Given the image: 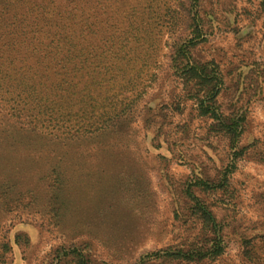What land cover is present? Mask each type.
<instances>
[{
  "label": "rangeland",
  "instance_id": "374dc122",
  "mask_svg": "<svg viewBox=\"0 0 264 264\" xmlns=\"http://www.w3.org/2000/svg\"><path fill=\"white\" fill-rule=\"evenodd\" d=\"M25 1L21 6L39 2L50 32L67 31L69 24L58 22L66 17L63 9L56 8L67 0ZM259 1H107L97 34L118 35L130 21L129 37L121 36L126 56L110 73L116 85L129 82L130 90L111 88L128 99L121 106L115 102L118 116L92 132L66 133L57 125L77 118L68 111L108 107L102 101L105 87L98 85L94 93L100 100L82 103L86 92L53 88L51 70L32 76L27 68L22 73L23 68L13 70L0 61V264H75L76 258L64 255L69 249L80 250L90 264H178L163 258L166 249L206 244L197 236L188 186L198 177L214 181L227 167L225 190H190L205 202L227 245L221 259L204 264H250L241 259L240 239L251 236L255 264H264V10ZM196 13L203 16L205 41L198 42L194 55L214 61L222 81L211 97L218 115L243 116L244 130L234 145L243 154L234 161L227 156V139L208 129L215 124L212 118L194 115L202 92L186 97L180 77L171 75V45Z\"/></svg>",
  "mask_w": 264,
  "mask_h": 264
},
{
  "label": "trees",
  "instance_id": "16d2710c",
  "mask_svg": "<svg viewBox=\"0 0 264 264\" xmlns=\"http://www.w3.org/2000/svg\"><path fill=\"white\" fill-rule=\"evenodd\" d=\"M16 1L0 0V23H4L2 31H4V36H7L6 42H8L5 49H2V45L0 46V61L6 60V62H2L1 66H7L17 71L23 68L22 73L27 68V74H32V76L34 74L39 75V71H42V77L44 71L51 70V75L55 76L53 88L62 90L71 88L73 92L80 95L86 92V97L80 98V101L83 100L82 103L87 101L92 103L100 100L101 98L96 99L97 95H94V93L97 92L98 85L101 88L105 87L107 91L102 101H107L108 107L101 105L98 106V109L81 108L74 113L68 111L70 115L77 118L70 123L64 122L65 124L57 126L58 128H64L58 130L66 133H71V131L76 133L92 132L106 126L114 116H118L121 112L116 108H112V106L117 107L115 102H121V106L128 99L127 96L119 98L116 93L112 92L113 89L111 88L121 87L130 90V83L116 85V82L112 81L113 76L110 73L119 66L118 64L121 63L122 58L126 56L125 38H121V36L124 34L129 37L130 21L125 22L124 28L120 29V34L114 36L110 33L108 36H101L97 34L100 28L98 23L100 17L105 14V10H103L105 3L110 0H67V2H62L65 4L56 6L57 9H63L61 14L66 17H58V22L66 21L69 24L67 31L55 30V32H50L46 28L47 24L42 23L39 2H34L29 6H21L26 1L21 0L19 1L21 2L20 5H15ZM258 7L264 10V0L259 1ZM202 19L203 16L196 13V18L192 15L187 25L180 28L177 41L171 45L170 50V56H172L171 75L180 77L183 88L188 92V95H185L186 97H189V94L196 95L198 92H202L203 96L206 95L204 99L209 95L210 100L208 102L202 99L203 96L201 97L194 115L196 117L208 116L212 118L215 124L209 125L208 129L222 134L227 139L229 150L227 156L232 155L234 161L238 155L243 154L242 147L239 146L234 149L235 142H238L240 133L244 130L243 116L240 119H235V116L231 115L229 117L226 115L225 118L221 119V116L218 115V107L211 98L219 84H222L218 75V65L214 61L203 62L194 55L198 42L205 41L201 35L202 29H200ZM165 22L168 26L173 23L170 18L165 19ZM150 23L151 21L148 24ZM160 25L162 24L157 27H161ZM112 27L110 26V28ZM144 29L147 31L146 27ZM185 31L189 33V38L188 35L183 34ZM196 39L199 40L194 41ZM81 86H83V89L79 90L78 88ZM88 86L89 90L87 89ZM14 90L16 91L17 88H14ZM17 91L20 96L19 90ZM24 93L28 98L26 90H24ZM122 110L124 111V108ZM57 116L59 117V115ZM229 169L227 167L223 175L219 173L214 181L198 177L191 186H188L186 191L190 199L193 198L190 200L192 201L190 212L196 218L198 224L197 236L206 244L197 248L166 249V253L163 255L164 259L169 258L167 260L178 264H204L206 260L213 261L222 258L227 246L226 243H223L224 237L217 229L218 225L205 202L195 195V191H191L192 187H196L197 192H205L213 188L225 190L226 187L230 186L228 173L231 170ZM164 178L166 183L167 181L171 182L168 176H164ZM234 206L233 203L228 208L231 209ZM16 238L18 240L19 236ZM253 238L251 236L249 240L240 239L241 259L250 264L257 262L254 244L251 240ZM69 254L76 258L75 264L92 263L90 258L82 255L80 250L69 249L68 254L65 253L64 255L68 256Z\"/></svg>",
  "mask_w": 264,
  "mask_h": 264
}]
</instances>
